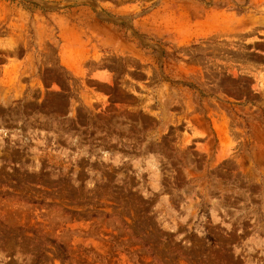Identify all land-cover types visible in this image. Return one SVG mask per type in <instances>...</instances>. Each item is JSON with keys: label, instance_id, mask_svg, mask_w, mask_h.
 Returning <instances> with one entry per match:
<instances>
[{"label": "rangeland", "instance_id": "obj_1", "mask_svg": "<svg viewBox=\"0 0 264 264\" xmlns=\"http://www.w3.org/2000/svg\"><path fill=\"white\" fill-rule=\"evenodd\" d=\"M0 264H264V0H0Z\"/></svg>", "mask_w": 264, "mask_h": 264}]
</instances>
